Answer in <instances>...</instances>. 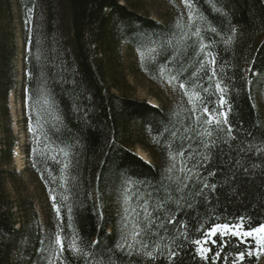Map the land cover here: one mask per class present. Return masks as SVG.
Returning <instances> with one entry per match:
<instances>
[{"label": "trees", "instance_id": "1", "mask_svg": "<svg viewBox=\"0 0 264 264\" xmlns=\"http://www.w3.org/2000/svg\"><path fill=\"white\" fill-rule=\"evenodd\" d=\"M185 4L183 27L138 12L130 0H0V115H8L19 55L25 154L43 203L38 212L32 201L6 192L10 170L3 163L14 139L0 142V264H170L166 245L180 244L184 264H204L183 241L181 224L191 240L200 236L198 227L241 216H251L253 227L264 222V0ZM123 47L139 56L133 72L183 83L195 97V114L127 96L108 70ZM213 58L216 75L209 79ZM205 102L228 111L234 140L214 123L197 122L207 120ZM213 142L208 151L204 145ZM204 155L210 162L192 166ZM182 161L192 167L187 178ZM200 190L202 196L192 195ZM143 209L156 226L135 237L137 221L147 223ZM235 243L231 238L222 253L228 264L244 250ZM261 259L246 257L244 264Z\"/></svg>", "mask_w": 264, "mask_h": 264}, {"label": "rangeland", "instance_id": "2", "mask_svg": "<svg viewBox=\"0 0 264 264\" xmlns=\"http://www.w3.org/2000/svg\"><path fill=\"white\" fill-rule=\"evenodd\" d=\"M136 4L138 12L148 15L156 20L170 22L174 25L185 26L189 20L188 10L184 0H130ZM17 23V22H16ZM139 56L135 52H129L123 47L116 58L109 61V73L119 77V85L123 92L132 98L145 100L151 105L161 106L171 112H187L195 114V97L173 80L164 76L154 78L143 72L133 69L138 66ZM14 87L9 91L6 99V112L8 115H0V142H6L11 137L14 146L11 150V159L4 161L3 170L8 171L5 179V190L11 197L27 198L35 204L38 212L42 210V196L39 184L29 170L26 157V146L29 139V131L24 123L25 87L23 78L25 71L22 66L21 56L15 60L13 71ZM264 101L263 96H261ZM8 118V119H7ZM1 143V144H2ZM134 152L147 162H150L147 154L138 146ZM10 172V173H9ZM264 264V259L259 261Z\"/></svg>", "mask_w": 264, "mask_h": 264}, {"label": "snow or ice", "instance_id": "3", "mask_svg": "<svg viewBox=\"0 0 264 264\" xmlns=\"http://www.w3.org/2000/svg\"><path fill=\"white\" fill-rule=\"evenodd\" d=\"M185 2L187 3L188 0H185ZM211 64H212V72H211V75L209 76V79H211V76L216 75L214 58L211 60ZM179 86L182 89L185 88V85L183 83H181ZM216 89L221 93H223L224 91L221 88L220 83L216 84ZM198 98L201 100L203 99V97H198ZM219 99H220V107L222 108L225 104L224 96L221 94ZM202 108H203V115L207 117V120L200 121L198 119L197 121L198 123H207L209 126H211L214 123L217 131H220V130L226 131L229 137H231L233 140L235 139L234 137H232L233 128L228 118V111L216 112L215 107H213L210 110L207 102L202 104ZM214 113L216 114L214 115ZM218 117H223V120L219 119ZM205 131L209 137L213 135V132L211 130L206 129ZM224 143L227 146L228 141L225 140ZM213 146H214V142H213V145H208V144L204 145V147L208 149V151H211V148ZM188 152H190V149L188 150ZM186 154L187 153L185 151L180 152L181 157H184ZM173 159L175 158L173 157ZM206 161L210 162V157L208 155H204L199 163H197L195 159H193L192 166L202 167L204 165V162ZM181 163H182V166L180 168V171L185 173V178H187V173L191 172L192 167L183 164V161ZM186 169L187 171H185ZM244 170H247V169H244ZM209 175H215V173L210 172ZM179 183L183 184L184 180L182 179L179 180ZM184 186L187 187L186 184H184ZM203 188L211 189L212 191H215L217 188V185L215 183H204ZM192 195L202 196L203 191L200 190V191L194 192L192 193ZM53 200H55L54 197H53ZM54 207H55V204H54ZM57 211H59L58 208H57ZM143 212L148 217L147 223L142 226V222L137 221L136 225L133 226V235L135 237H138L144 234L145 232L150 230L151 227L156 226L152 224V217H151V214L148 213L147 209H143ZM136 214L139 215V213H136ZM246 220L248 221L247 227H245ZM251 221H252L251 216H248V217L241 216L237 218V222L213 223L210 225H206L204 227H198L195 229V231H199L200 236L195 239H191V240H190L191 233L187 231L188 225L181 224V228L184 229L181 235L183 237L184 242H190L192 245H194L195 256L198 257L200 261H203L204 264H216L217 261H221V260L223 261V264H228L229 259H230L229 256L228 255L222 256V253L226 250V248L232 246L230 244V240L231 238L234 237L236 239L235 247L240 248L242 245L244 250L236 251L232 254L231 264H244L246 257L249 260L252 257H255L257 260H259L261 256H264V222L258 223L256 226L253 227L251 225ZM167 223L174 225L177 223V221L169 218L167 220ZM174 239L175 238H173V240ZM55 243L59 245V248L61 251L64 250L63 241L61 240L59 236L56 237ZM218 243H219V248L214 250L213 246L217 245ZM71 247L75 249L76 251H79V249L75 248L74 244ZM127 247L131 248L132 245H127ZM142 247L147 248V245L142 244ZM166 247H167V256L170 261V264H184L183 259H182V253H184L183 244L176 245L173 247H168L166 245ZM210 253L211 255H209ZM144 254L150 258H153V259L155 258L151 251H146ZM57 258H59L58 254H57Z\"/></svg>", "mask_w": 264, "mask_h": 264}]
</instances>
